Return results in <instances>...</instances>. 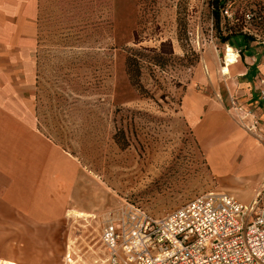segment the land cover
Instances as JSON below:
<instances>
[{"label":"rangeland","instance_id":"rangeland-1","mask_svg":"<svg viewBox=\"0 0 264 264\" xmlns=\"http://www.w3.org/2000/svg\"><path fill=\"white\" fill-rule=\"evenodd\" d=\"M207 1L40 0L28 53L0 49V155L31 189L45 175L84 210L61 220V264H105L100 232L125 203L161 217L210 191L243 204L264 192L246 201L256 166L201 144L191 122L226 90L220 57L233 44L222 36L264 46V0H225L218 20ZM43 141L62 154L60 171L41 166Z\"/></svg>","mask_w":264,"mask_h":264},{"label":"crops","instance_id":"crops-1","mask_svg":"<svg viewBox=\"0 0 264 264\" xmlns=\"http://www.w3.org/2000/svg\"><path fill=\"white\" fill-rule=\"evenodd\" d=\"M39 1L0 0V49L28 53L37 32ZM244 40L237 36L232 43L237 53L231 47L226 51L221 66L227 74L226 90L218 91L217 99L205 106L197 103L198 115L191 122L201 144L208 146L213 138L215 153L235 154L256 166L249 201L264 189V46ZM5 75L1 81L8 78ZM42 145L48 152L39 158L41 166L60 171L62 154L52 142ZM0 161V264H61V220L68 211L84 210L63 204V194L56 188H45V175L33 178L31 189L28 174H15L12 155L1 154ZM65 162L79 172L71 160Z\"/></svg>","mask_w":264,"mask_h":264},{"label":"built area","instance_id":"built-area-1","mask_svg":"<svg viewBox=\"0 0 264 264\" xmlns=\"http://www.w3.org/2000/svg\"><path fill=\"white\" fill-rule=\"evenodd\" d=\"M100 241L105 264H264V192L243 204L210 191L161 217L125 203L104 220Z\"/></svg>","mask_w":264,"mask_h":264},{"label":"trees","instance_id":"trees-1","mask_svg":"<svg viewBox=\"0 0 264 264\" xmlns=\"http://www.w3.org/2000/svg\"><path fill=\"white\" fill-rule=\"evenodd\" d=\"M225 0H208V6L211 8V14L214 16V18L216 20H218L219 18V8L222 6V4L224 3ZM238 35L235 34L234 32H231L229 35L226 36H222V40L223 41H227L230 40L233 44H234V40ZM242 39L244 41H246L245 36H242ZM166 44H168L167 42L163 41L160 43L159 49L162 48L163 46H165ZM230 47V46H228ZM162 51V50H161ZM171 49L169 51V54H171ZM127 59L129 60V63H131L133 69L137 72H139L140 70V56H139V51L137 49H133L131 48L129 50V55H127ZM153 64L156 65H161V63L157 62L156 60H154V62H152Z\"/></svg>","mask_w":264,"mask_h":264},{"label":"bare ground","instance_id":"bare-ground-1","mask_svg":"<svg viewBox=\"0 0 264 264\" xmlns=\"http://www.w3.org/2000/svg\"><path fill=\"white\" fill-rule=\"evenodd\" d=\"M67 260L69 261L70 259H69V258H67Z\"/></svg>","mask_w":264,"mask_h":264}]
</instances>
